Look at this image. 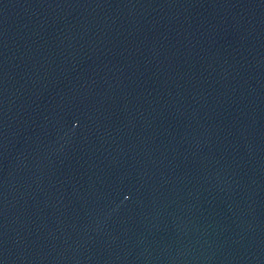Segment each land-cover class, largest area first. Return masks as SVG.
I'll use <instances>...</instances> for the list:
<instances>
[{
	"label": "water",
	"instance_id": "1",
	"mask_svg": "<svg viewBox=\"0 0 264 264\" xmlns=\"http://www.w3.org/2000/svg\"><path fill=\"white\" fill-rule=\"evenodd\" d=\"M0 264H264V0H0Z\"/></svg>",
	"mask_w": 264,
	"mask_h": 264
}]
</instances>
